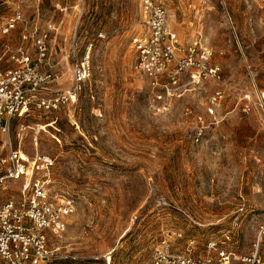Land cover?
Masks as SVG:
<instances>
[{"label":"rangeland","instance_id":"obj_1","mask_svg":"<svg viewBox=\"0 0 264 264\" xmlns=\"http://www.w3.org/2000/svg\"><path fill=\"white\" fill-rule=\"evenodd\" d=\"M161 1L180 37L210 46L224 69L218 124L206 113L213 82L155 109L131 44L142 0H0V71L18 65V47L34 56L43 32L57 57L75 36L81 52L91 48L92 74L77 102L13 122L14 144L28 156L50 154L55 190L76 203L63 235L51 238L59 249L49 264H151L165 236L178 249L193 238L204 253L226 230L227 246L245 255L264 226V128L240 106L253 84L264 89V0ZM23 183L0 188V203Z\"/></svg>","mask_w":264,"mask_h":264},{"label":"built area","instance_id":"obj_2","mask_svg":"<svg viewBox=\"0 0 264 264\" xmlns=\"http://www.w3.org/2000/svg\"><path fill=\"white\" fill-rule=\"evenodd\" d=\"M20 17H12L6 31ZM50 29H54L53 24ZM47 38L48 32L36 37L34 56L18 47L11 55L18 65L0 71V188L11 181L24 182L17 196L0 203V264H49L58 257L59 249L51 247V238L63 235L76 211L74 198L55 190L54 158L42 152L24 157L13 139L14 120L35 111H58L77 102L91 77L90 47L81 52L75 36L66 57H57ZM131 44L135 68L149 82L158 112L170 110L184 97L187 86L213 82L217 87L208 95L206 113L211 123L222 121L219 109L226 98L222 65L215 61L210 46L180 37L170 26L161 0H142L139 29ZM247 68L252 75L251 66ZM253 85L242 93L240 106L244 113L256 116L264 128V89ZM199 120L201 132L205 121L203 116ZM232 236L233 232L226 230L209 239L204 253L197 252L193 238H186L183 249H178L172 238L165 236L155 247L151 264H264V226L258 231L253 251L245 255L227 246ZM176 238L183 239L182 233Z\"/></svg>","mask_w":264,"mask_h":264},{"label":"bare ground","instance_id":"obj_3","mask_svg":"<svg viewBox=\"0 0 264 264\" xmlns=\"http://www.w3.org/2000/svg\"><path fill=\"white\" fill-rule=\"evenodd\" d=\"M23 156L26 157V154L24 152H22Z\"/></svg>","mask_w":264,"mask_h":264}]
</instances>
